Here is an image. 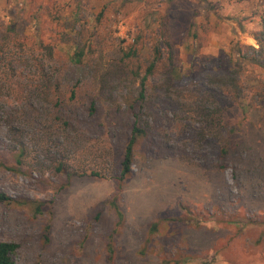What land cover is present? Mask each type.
I'll return each instance as SVG.
<instances>
[{
    "label": "rangeland",
    "instance_id": "374dc122",
    "mask_svg": "<svg viewBox=\"0 0 264 264\" xmlns=\"http://www.w3.org/2000/svg\"><path fill=\"white\" fill-rule=\"evenodd\" d=\"M262 17L264 0H0V28L16 25L31 56L17 65L21 90L0 91V242L17 244L14 264H264ZM165 22L173 72L148 77L140 100V79L112 62L134 44L142 76ZM77 42L89 51L79 64ZM35 60L76 92L65 116L86 151L70 165L105 177L56 173L65 136L43 151L23 122L43 167L11 169L7 113L23 108ZM135 119L147 136L118 183Z\"/></svg>",
    "mask_w": 264,
    "mask_h": 264
},
{
    "label": "trees",
    "instance_id": "16d2710c",
    "mask_svg": "<svg viewBox=\"0 0 264 264\" xmlns=\"http://www.w3.org/2000/svg\"><path fill=\"white\" fill-rule=\"evenodd\" d=\"M262 29L254 34V39L258 44L259 51H264V17H262ZM140 30V29H139ZM139 37V36H138ZM141 37V36H140ZM139 39V38H138ZM25 37L17 32L16 25L8 24L0 28V91L8 87H16L17 91L21 90L19 72L17 65L21 64L30 58V54L26 52L29 45L24 42ZM155 45L150 49V57L147 60V65L143 69V75L140 76L142 63L140 50L132 44L125 50H121V54L112 62V70L125 75H131L135 78H139V99L145 98V85L148 77L155 74L158 69L163 68L168 73L173 72L174 68V44L171 36V29L167 22L160 25V31L155 35ZM51 56L52 46L43 45ZM86 44L81 45L79 42L76 43V48L70 55L69 60L73 63L79 64L84 60L88 54ZM31 59V58H30ZM32 74L34 78L28 87L22 88L23 94L21 110L12 111L7 113V133L8 140L11 143V150L16 153L15 164L17 167H12V170H16L20 167H34L41 168L43 163L36 160V155L29 150L28 146V134L25 133L24 124H29L37 133L33 135V144L40 147L43 151H46V145L49 136L54 134L64 135L63 146H56L58 149L62 147L64 151L61 157L55 160V172L62 173L68 172L69 176L77 175L84 176L89 175L93 177L102 178L106 174H102L96 167L80 166L74 167L70 165L69 161L71 157H75L77 152L86 151V147L81 143V136L78 132L74 131L71 126L70 120L65 116V111H68V107H71L72 101L76 97V92L72 89L70 96L66 97L65 92L61 89L58 80L54 78V75L46 70L44 65L35 60L33 64ZM31 79V78H30ZM38 95L37 102L41 105L40 111L34 107L33 99L31 96ZM186 99H185V102ZM186 105V104H184ZM92 111L95 110V105L91 103ZM131 109L135 107L131 106ZM137 117V115H134ZM53 123H56L57 126ZM213 125L216 126L217 119L210 117ZM20 122V123H18ZM36 136V137H35ZM147 136L145 128L141 127L138 121L135 119L132 126L130 135L124 147V152L119 163V175L114 177L118 183L122 182L131 172L133 163V152L134 147L139 139ZM50 153V150H47ZM61 150L58 151L60 154ZM67 156L68 154H72ZM87 155V153H85ZM89 155H93V152H88ZM61 155V154H60ZM81 156L85 158L82 153ZM0 200L8 201L3 195H0ZM39 209V207H37ZM18 248L17 244L13 242H0V264H14L13 255Z\"/></svg>",
    "mask_w": 264,
    "mask_h": 264
}]
</instances>
